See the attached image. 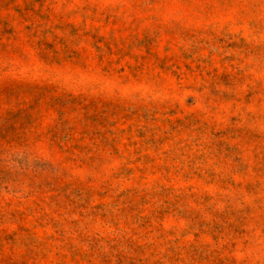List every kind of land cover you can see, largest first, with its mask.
<instances>
[{"label": "rangeland", "instance_id": "1", "mask_svg": "<svg viewBox=\"0 0 264 264\" xmlns=\"http://www.w3.org/2000/svg\"><path fill=\"white\" fill-rule=\"evenodd\" d=\"M0 264H264V0H0Z\"/></svg>", "mask_w": 264, "mask_h": 264}]
</instances>
